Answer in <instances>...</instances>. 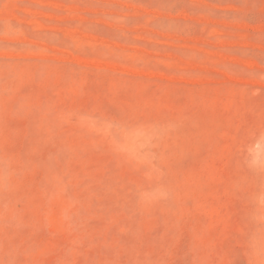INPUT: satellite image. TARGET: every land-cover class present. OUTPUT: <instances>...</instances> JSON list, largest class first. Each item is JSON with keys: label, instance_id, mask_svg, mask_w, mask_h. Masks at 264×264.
<instances>
[{"label": "rangeland", "instance_id": "374dc122", "mask_svg": "<svg viewBox=\"0 0 264 264\" xmlns=\"http://www.w3.org/2000/svg\"><path fill=\"white\" fill-rule=\"evenodd\" d=\"M0 264H264V0H0Z\"/></svg>", "mask_w": 264, "mask_h": 264}]
</instances>
